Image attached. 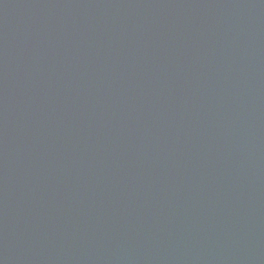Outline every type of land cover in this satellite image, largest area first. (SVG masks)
<instances>
[{
    "label": "water",
    "instance_id": "obj_1",
    "mask_svg": "<svg viewBox=\"0 0 264 264\" xmlns=\"http://www.w3.org/2000/svg\"><path fill=\"white\" fill-rule=\"evenodd\" d=\"M0 264H264V0H0Z\"/></svg>",
    "mask_w": 264,
    "mask_h": 264
}]
</instances>
